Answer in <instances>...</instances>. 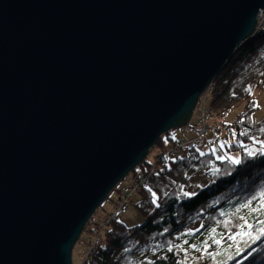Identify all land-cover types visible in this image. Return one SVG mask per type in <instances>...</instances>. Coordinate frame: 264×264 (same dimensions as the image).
<instances>
[{"label": "water", "instance_id": "obj_1", "mask_svg": "<svg viewBox=\"0 0 264 264\" xmlns=\"http://www.w3.org/2000/svg\"><path fill=\"white\" fill-rule=\"evenodd\" d=\"M264 0H0V264H73L98 208L256 32Z\"/></svg>", "mask_w": 264, "mask_h": 264}, {"label": "trees", "instance_id": "obj_2", "mask_svg": "<svg viewBox=\"0 0 264 264\" xmlns=\"http://www.w3.org/2000/svg\"><path fill=\"white\" fill-rule=\"evenodd\" d=\"M256 88L264 89V26L234 53L215 76L207 93L206 109L216 126L215 134L225 133L224 146L228 152L239 150L241 163L217 160L214 152H201V145L179 146L178 153L170 155L169 149L184 141L172 138L171 131L163 134L153 146L158 147L153 161L148 159V154L131 172V191L121 198L124 201L120 203V210H123V204L138 192L135 206L145 217L144 222L127 225L119 220L118 214H111L107 223L96 228L97 235L92 238L94 252L87 255L82 264H216L225 257L221 255L213 261L208 253L225 249L234 256L228 264H264V237L255 243L248 241V245L227 239L240 230L238 225L244 223L241 216L253 224V230L257 220L264 219L259 213L251 212V207H257L260 202L257 194L264 191V154L259 153L261 145L252 140L255 137L264 141V132L260 131L264 128V116L260 120L251 117L257 109L253 97ZM242 101H245L243 112L230 122L228 116ZM191 122L188 126L197 131V121ZM166 138L174 139L169 146ZM241 144L255 150V154L249 156ZM199 175L204 176V182L195 185L194 178ZM193 186L196 188L190 192ZM149 189L156 193L159 207L152 203ZM184 192L195 194L185 196ZM254 195L257 199L250 208L236 211ZM225 221L230 223L225 226ZM92 222L93 217L85 231H93L89 228ZM213 228L215 234L211 233ZM213 235L215 238L223 236L221 245L212 244ZM205 241L209 245L207 252L204 251ZM170 244L172 251L168 250ZM193 244L200 251L191 248ZM230 244L233 247L228 249ZM237 246L243 248L239 255H236Z\"/></svg>", "mask_w": 264, "mask_h": 264}, {"label": "rangeland", "instance_id": "obj_3", "mask_svg": "<svg viewBox=\"0 0 264 264\" xmlns=\"http://www.w3.org/2000/svg\"><path fill=\"white\" fill-rule=\"evenodd\" d=\"M203 97L208 102V95H203ZM253 97L256 101V104L259 105L257 109L252 113L251 117L253 120H260L264 116V89L256 88L254 89ZM206 102V105H207ZM204 103L203 99L200 101V104L197 106L192 118H191V124L196 122L202 112L201 105ZM205 105V107H206ZM245 101L240 102L234 110L230 113L228 116V120L230 122L235 121L238 116L243 112L244 110ZM208 111V110H207ZM211 124L215 126L213 121H211ZM216 127V126H215ZM198 131V130H197ZM172 135L170 136L176 140H182L186 141L193 136H195V130L192 127L182 126L179 128H173L171 130ZM225 135L224 132L218 133V134H207L206 135V141L200 146L201 152H214L215 156H232L234 158H238L241 160V152L233 151L228 152L226 149V146H224V140L223 136ZM192 136V137H191ZM190 137V138H189ZM173 139V140H174ZM171 139L166 138V144L169 146L172 141ZM208 140V142H207ZM223 145V147H221ZM158 147H153L152 150L149 153L148 159L153 161L154 155L157 153ZM204 182V176H196L194 178V184L198 185L200 183ZM133 184V175L130 173L128 176H126L123 180H121L118 185L116 186V189H114L108 198L103 202V204L98 208L96 213L93 216V222L90 223L89 228H92L93 231L90 230H84L82 233V236L80 237L79 241L75 245L74 251H73V264H82L85 259H87L86 252L89 250L90 255L94 251L91 250V247L93 246L92 238H95L97 235L96 228L98 226H101L102 224L107 223L106 220L111 217V214H118V218L120 221L124 222L127 225H137L144 222L145 217L143 214L136 208L135 204L139 200V194L138 192H134L132 199L128 201L127 203L123 204L124 209L120 210V206L124 200L122 196L125 195V193L131 191V187ZM196 186H193L192 191L195 190ZM89 256V255H88Z\"/></svg>", "mask_w": 264, "mask_h": 264}, {"label": "snow or ice", "instance_id": "obj_4", "mask_svg": "<svg viewBox=\"0 0 264 264\" xmlns=\"http://www.w3.org/2000/svg\"><path fill=\"white\" fill-rule=\"evenodd\" d=\"M254 106L258 107L259 105H255ZM261 132H264V128L260 129ZM245 133H241V135H244ZM253 143H259L261 145L260 149H259V153L260 154H264V141H258L255 137H252ZM221 147H223V145H221ZM242 148H245L247 154L249 156H252L255 154V150L253 149H248L246 145L241 144ZM201 155H203V153H201ZM217 160H228L231 164H239L241 163V160L238 158H234L232 156H217L216 157ZM214 172H219V169H214ZM150 192H152L151 189H149ZM195 193H188V192H184L183 195L185 196H189V195H194ZM260 198V202L258 204L257 207H251V212L252 213H259L260 216H264V191H261L257 194ZM257 196H252L251 199H249L247 201V203L241 204L239 208L236 209L237 212L240 211V209L243 208H250L252 201L256 200ZM152 203L154 205H157V207H159V205L157 204V195L155 192H152ZM224 213H221V216H223ZM241 220L244 221L243 224L238 225L239 227V231L234 233V234H230L227 239L237 242V244H239L240 241H243L244 245H248V241H252L253 243H255L257 240H260L261 237H264V219H258L256 222V227L255 230H253V224L249 223L247 219H245V217L241 216L240 217ZM225 226H227L228 223H230L229 221H225ZM247 229V230H245ZM211 233L215 234L216 233V229L213 228L211 229ZM189 235H191V231H189L188 233ZM247 238V239H245ZM223 240V236H221V238H215V236L213 235L212 238V244H215L217 246L221 245ZM185 243H187V241H185ZM193 249H196L197 251H200V249L197 247V245L193 244L190 246ZM209 245L207 243V241L204 242V251L207 252ZM233 247V245H228V249H231ZM169 251H172V246L171 244L169 245L168 248ZM243 250L242 247L237 246L236 247V255H239L240 252ZM125 251H127V249H125ZM256 249L253 248L252 252H255ZM209 256H211V258L213 259V261H216V257L223 255L225 258L223 260H219L216 261V264H228V261H231L234 259L233 254H231L227 249H225L223 252L217 251L216 253H208ZM249 255H251V252L249 253Z\"/></svg>", "mask_w": 264, "mask_h": 264}, {"label": "built area", "instance_id": "obj_5", "mask_svg": "<svg viewBox=\"0 0 264 264\" xmlns=\"http://www.w3.org/2000/svg\"><path fill=\"white\" fill-rule=\"evenodd\" d=\"M264 26V10H262L258 16V24H257V29L262 28ZM209 90V89H208ZM207 93H204L203 95L207 96ZM203 95L200 98V101L203 99L204 103L202 104V112H201V116L200 118L197 120V124H196V128H197V134L182 142V143H177L176 145H174L173 147H171L169 149L168 154L170 155H174L177 154L180 147L192 144V145H196V146H200L202 145L205 141H206V135L209 134H215L216 133V128L211 124L212 121V116L211 114L207 111L205 105L207 100L203 97ZM200 101L198 103V105L200 104ZM94 247H91V250L93 251ZM90 254V251L88 250L86 252V256Z\"/></svg>", "mask_w": 264, "mask_h": 264}, {"label": "bare ground", "instance_id": "obj_6", "mask_svg": "<svg viewBox=\"0 0 264 264\" xmlns=\"http://www.w3.org/2000/svg\"><path fill=\"white\" fill-rule=\"evenodd\" d=\"M209 86H210V85H209ZM209 86H208V88H207V89L204 91V93H206V92L208 91V89H209ZM204 93H203V94H204ZM203 94H202V95H203ZM202 95H201V96H202Z\"/></svg>", "mask_w": 264, "mask_h": 264}, {"label": "crops", "instance_id": "obj_7", "mask_svg": "<svg viewBox=\"0 0 264 264\" xmlns=\"http://www.w3.org/2000/svg\"><path fill=\"white\" fill-rule=\"evenodd\" d=\"M195 123V122H194ZM194 129V128H193ZM195 130V129H194ZM195 134H197V131L195 130ZM192 137V136H191ZM190 138V137H189Z\"/></svg>", "mask_w": 264, "mask_h": 264}]
</instances>
